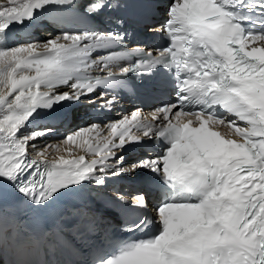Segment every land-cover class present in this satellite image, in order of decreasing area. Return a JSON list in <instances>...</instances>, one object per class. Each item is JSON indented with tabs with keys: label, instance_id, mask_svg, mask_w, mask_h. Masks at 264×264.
<instances>
[{
	"label": "snow or ice",
	"instance_id": "obj_1",
	"mask_svg": "<svg viewBox=\"0 0 264 264\" xmlns=\"http://www.w3.org/2000/svg\"><path fill=\"white\" fill-rule=\"evenodd\" d=\"M70 3L72 0H7L0 5V42L13 23L31 20L37 10L50 4ZM116 3L118 0H93L85 11L92 15ZM242 3L172 0L167 22L153 30L166 34L170 40L167 48L156 50L157 55L134 48L109 51L98 58L100 66L107 68L130 56L147 57L116 74L109 72L96 85L133 70L149 73L167 62L176 70L178 92L176 104L153 111L151 119L157 123L141 124L139 111L112 123L111 139L102 147L91 143L100 135L97 126L69 134L66 144L87 146L100 157L91 163H85L83 156L60 158L41 170L43 161L30 160L27 152L29 141L39 134L18 136V132L37 108L90 95L96 87L93 83L81 82L80 76L69 82L74 73L95 63L89 60L94 51L116 48V36L64 33L42 44L0 49L4 76L0 82V178L16 183L35 168L32 179L17 190L34 209L43 208L61 190L81 184L98 165L104 173L117 150L141 140L134 128L143 137H169L171 146L161 159L141 161L132 169L150 168L197 197L196 202L161 206L159 235L126 245L102 264H264V32L241 31L227 8ZM259 7L264 9V0ZM60 86L70 87L72 94H57ZM217 107L235 119L217 115ZM221 126L227 131L222 133ZM12 195L7 188L0 190V231L8 223L4 201ZM145 203L143 196L134 198L138 206ZM33 219L38 226L23 231L20 242L70 256L78 255L74 241L95 235L99 224V218L83 207L57 212L47 226L39 216Z\"/></svg>",
	"mask_w": 264,
	"mask_h": 264
},
{
	"label": "bare ground",
	"instance_id": "obj_2",
	"mask_svg": "<svg viewBox=\"0 0 264 264\" xmlns=\"http://www.w3.org/2000/svg\"><path fill=\"white\" fill-rule=\"evenodd\" d=\"M7 4V0H0V5ZM13 26L3 33L4 39L3 43H0V49H13L17 46H26L31 44H42L50 39H55L57 37L35 33L37 29H42V24L38 23L37 17L34 15L31 20H25L23 23H13ZM25 34H29L25 37ZM61 42H63L61 40ZM37 50L39 52H44L45 49L37 45ZM3 65L0 64V82L3 81ZM34 75V73H32ZM15 95V94H14ZM10 99L12 97H9ZM3 112L0 111V116ZM81 114H78L76 118L78 119L77 126L73 127L71 125L66 126V121H61L58 123V118H49L46 116L38 115L31 116L25 123L24 127L18 132V136H30L33 133L39 134L36 139L29 141L27 148L28 158L30 160L43 161L46 163L53 164L58 159H76L79 155L85 153L87 146H81L79 144L68 145L65 143V138L77 130L86 129L87 121L85 118H80ZM57 123L56 127H52L53 123ZM62 126V130L60 128ZM100 133L95 140L91 141L92 144L98 143L103 137L101 132L102 129H97ZM62 131V132H61ZM95 135V133L93 134ZM34 145V147H33ZM43 153V157L40 155Z\"/></svg>",
	"mask_w": 264,
	"mask_h": 264
}]
</instances>
